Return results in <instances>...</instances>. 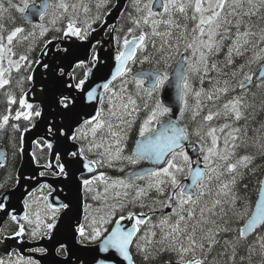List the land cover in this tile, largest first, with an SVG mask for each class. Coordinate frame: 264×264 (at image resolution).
<instances>
[{
	"label": "snow or ice",
	"instance_id": "snow-or-ice-1",
	"mask_svg": "<svg viewBox=\"0 0 264 264\" xmlns=\"http://www.w3.org/2000/svg\"><path fill=\"white\" fill-rule=\"evenodd\" d=\"M76 7L67 0H58L57 3L51 0H41L40 3L20 0L19 4L8 0L7 8L0 2V20L4 19V13L15 9L26 14L25 19L29 23L32 18H38L55 25L57 20L69 14L70 9L74 12ZM134 7L137 15L133 17L129 14L132 27L127 29L128 35L113 56L114 70L105 82L97 86L103 89L105 95L98 96L96 89L88 90L85 87L92 69L100 63L98 55L92 50L93 46L89 47L88 52L91 59L87 56L77 57L67 67L56 63L55 59L30 61L27 55H20L14 60L16 53L13 42L25 29L17 26L5 35L3 23H0V88L10 83L13 70L19 72L22 67L31 69L35 63L43 69L42 75L46 80L49 74L52 75L53 87L58 89L55 94L56 106L65 113L75 109L78 97H82L86 103L99 105L94 107L91 115L78 120L71 128L49 126V133L54 138L59 136L66 141L80 142L76 150L68 152L67 156L83 161L87 159V154L95 152L99 159L82 164L90 173L105 163L111 167L113 161L136 164L140 160H153L160 165L130 173L124 179L112 180L102 172L82 179L81 185L86 192H91L97 182L105 185L103 196L97 193L92 197L104 201L103 208L97 209L102 214L92 216L87 228L84 224H77L74 229L76 243L84 247L95 244L103 237L93 257V264H122L110 253V249H114L127 264H135L131 246L142 226L147 231L136 238L135 249L144 260L152 259L154 253H174L176 264H219L215 258L209 260V254L220 244L217 237L227 233L232 235L224 241L226 248L221 256L226 255L230 248L229 259L235 264L237 249L247 246V259L251 264L252 256L257 251L248 243L253 234L258 237L259 254L264 257V235L259 234L264 232V181L260 182V199L254 210H249L248 202L240 192L247 187L242 184L246 175L244 170H251L256 157L237 155V150L242 146V143H237L240 140L239 128L233 127L232 123L216 127L212 122L220 118L238 122L244 118V111L250 107L246 102L247 97H255L251 91L254 77L259 80L255 87L264 89V63H261L258 75L252 71L253 64L264 61V48L260 47L264 44V15H260L264 10V0H134ZM84 11L87 12L88 8L85 7ZM253 17H257L261 23L254 21ZM8 18L12 19L10 15ZM36 27H39L41 37L49 31L45 23ZM62 31L65 38L87 41L95 29L91 23L83 28L78 27L76 20L69 16L68 24ZM24 38L27 39V36ZM156 38L160 41L159 46ZM115 39L119 44V38ZM225 40L231 43L227 46L223 64L210 62V58L225 47ZM51 43V40L46 42L42 56L48 54L47 46ZM250 50L251 56L237 65L236 60L244 58ZM56 52L57 57L61 54L67 56L69 49L57 45ZM177 56L180 58L175 59ZM173 60L176 67L170 76L167 69ZM5 62L7 67L4 66ZM136 63H154L158 68L147 73H134L132 65ZM245 68L249 70L245 71ZM78 70L83 78H79ZM210 73H216V77L208 81L212 85L211 90L193 88V77L203 85ZM32 78L31 75L27 77L28 80ZM117 81L119 87L116 86ZM129 84L134 85V93L129 91ZM166 86L176 89L179 107L175 112L173 106L159 96ZM41 91H44L43 87ZM232 93L236 94L230 95ZM138 99L144 101L143 107ZM14 103H17L15 97L9 96V104ZM18 103L22 110L16 112V120H30L33 116L41 115L38 110L32 111L33 105L26 98H20ZM141 112L144 115L137 126ZM166 116L167 121L164 120ZM8 121L9 116H3L0 128ZM134 129L138 136L136 147L130 155H124ZM47 148L53 149V144L48 143ZM260 149L259 155L264 157V144L260 145ZM55 159L58 161V172L53 174L67 177L65 163L59 162V152H56ZM46 167L51 168L52 165ZM138 180H146L147 183L141 186L136 183ZM109 189H120L113 192V203L110 204L107 202ZM152 190L158 196H165L167 192L165 199L154 203L171 210L158 223H151L152 218L143 212L127 211V215H123L129 205L145 207L143 199ZM130 196L131 199H128ZM43 199L47 201L48 197ZM25 206L30 207L27 201ZM4 207V203L0 202V209ZM70 208L69 203L58 206L47 203L44 215L51 220L50 223L41 218L40 211L34 213V220L27 213L22 219L28 225H33L30 233L33 239L41 233L51 237L57 227L59 213ZM118 212L121 214L115 220V227L109 231L108 225L113 223V217ZM12 219L15 220L16 216H12ZM124 220L133 222L127 230L121 227ZM157 229L159 239H156ZM24 233L25 225L20 224L15 235L20 237ZM35 251L45 253L47 249L38 248ZM100 252L109 255L97 259ZM56 253L67 256L69 249L66 244L60 243ZM0 264L5 262L0 260ZM16 264L37 262L21 258Z\"/></svg>",
	"mask_w": 264,
	"mask_h": 264
},
{
	"label": "water",
	"instance_id": "water-1",
	"mask_svg": "<svg viewBox=\"0 0 264 264\" xmlns=\"http://www.w3.org/2000/svg\"><path fill=\"white\" fill-rule=\"evenodd\" d=\"M129 1L130 0H115L113 7L105 15L102 23L95 28V31L90 33L87 41H80L75 37L69 39L62 35L59 39L51 40L52 43L47 46L48 54L42 56V53L45 51L44 45L38 53L37 60L44 59L45 61H50L51 59H55L56 63L63 64L67 67L77 57L85 58L87 56L88 59H91L88 54L89 47L93 46L92 50H94V47L98 45L95 52L100 59V63L92 69V73L89 75L85 87L88 90L96 89L98 96L103 95V89L97 86L105 82V80L110 77L111 71L114 70L115 61L113 56L118 50L115 32L118 21ZM40 2L41 0L36 1V3ZM25 16L26 14H23V20L26 24L37 25L41 22L38 18H32V22L29 23L26 21ZM106 34L108 35L106 36ZM57 45H59L60 48H68L69 54L67 56L61 54L57 57ZM175 67L176 64L171 70L170 76H172ZM150 71L152 70L138 69L134 73H147ZM42 72L43 69L35 64L30 73L33 77L32 80H29L31 85L22 95L33 107L35 105L39 107L41 115L37 117V120L30 128L21 133L20 163L16 173V184L12 189L0 195V202H3L5 205L4 209H0V228L7 220H23L22 217L26 214L25 200L42 184H47L53 189L47 196L48 203L57 206L60 203H69L71 208L62 211L57 220V227L53 230L51 237L44 236L36 242H21L19 241L21 236L18 237L16 235L7 237L4 240H0V253L4 255L8 254L12 249H17L22 257L33 258L39 264H93V257L96 256V250L101 244L93 247H84L77 244L74 238V229L77 224L82 223L84 213L83 208L85 200L83 193L84 188L81 185V177L92 174L95 171L90 173L83 168L82 164L87 163L89 160L81 161L67 156L68 152L75 151L79 145L76 142L66 141L63 137L57 136L54 138L49 133V126L55 125L59 127L63 125L66 128H71L78 120L91 115L94 111V107H98L99 105H96L95 102L91 104L86 103L82 97H78L75 109L70 113H65L56 106L55 94L58 89L53 87L52 75L49 74L46 80ZM42 87L44 91H41ZM160 98L163 99L165 103L171 104L174 112L179 107L176 89L172 86H166L162 93H160ZM12 118L16 122L23 119L16 120L15 116H12ZM167 119L165 121H167ZM38 141L44 142L46 146L48 143L53 144V149L48 148L49 154L47 164H37L33 155L34 145L38 143ZM56 152H59L61 157L59 162L65 163L68 176L64 177L58 175L51 177L47 174L41 175V173L58 172V168L56 167L57 160L55 159ZM147 161L151 164V167H145L132 173L150 170L157 166L153 160ZM4 163L5 152L4 148L1 147L0 165ZM48 164H51L52 167L47 168L46 165ZM262 181H264V173ZM188 182L189 181H186V183ZM259 199L260 192L256 202ZM12 216H16V219L13 220ZM132 223V221L128 220L121 221V227L129 229ZM60 243L67 245L69 249V254L67 256L65 255L63 257L56 253V248ZM38 248H45L47 251L44 254H37L33 250ZM110 253L115 256L118 262L127 264L118 253H115L114 249H110ZM108 255L109 253L100 252L96 258L99 259ZM161 264H176V262H164Z\"/></svg>",
	"mask_w": 264,
	"mask_h": 264
},
{
	"label": "trees",
	"instance_id": "trees-1",
	"mask_svg": "<svg viewBox=\"0 0 264 264\" xmlns=\"http://www.w3.org/2000/svg\"><path fill=\"white\" fill-rule=\"evenodd\" d=\"M53 1L54 0H51L52 3ZM0 2H3L5 8L8 7V0H0ZM12 2L19 4L20 0H12ZM70 2H73V4L77 6L76 10L73 12L70 9L69 14H66L63 19L57 20L55 25L51 24L47 20L44 22L41 21V23H48L46 25L49 31L44 37L40 36L39 27L26 24L23 20V14L17 12L15 9H10L8 13H4V19L0 20V23L4 24V28L6 29L4 33L5 35L7 34V31H11L14 27L17 26H22L25 29V31L20 34L21 37L13 43V51L16 53V58H19L20 55H27L30 61H36L38 53L47 41L52 39H58L61 37L63 33L62 30L65 29L67 26L69 16H71L73 19L76 20V22H78V27L83 28L81 24L88 23L89 21H91L92 27L99 26L102 23L106 13L113 7L115 0H70ZM143 2H147V0H143ZM85 7L88 8L87 12L84 11ZM129 14H131V16L133 17L137 15L134 7V0H130L128 2L126 9L122 13L118 21V26L116 29V38H119L120 41L119 44H117V47L119 48L121 47L123 38L128 35L127 29L129 27H132ZM9 15L12 17V19L8 18ZM260 15H264V10L261 11ZM253 20L257 23H261V21H259L257 17H253ZM93 21H95V23H93ZM57 29H60L61 31H57ZM234 31L235 30L233 29V32ZM29 33H34V35H29ZM136 34L138 35V32ZM25 36H27V39L24 38ZM156 43L157 46H159L160 41L158 38H156ZM230 43V40H225V47L219 54L211 57L210 62H217L218 64L222 65L227 53V46L230 45ZM260 47L264 48V44H261ZM149 51H151V47H149ZM181 51H183V49H181ZM248 56H251V50L246 54L244 58H238L236 60L237 65L243 63L244 59H246ZM175 59H179V56H177ZM262 62L264 63V61ZM23 64H25V62ZM170 64L171 67L167 69L168 72H170L171 69L175 66V60L170 61ZM258 64L259 63H255L252 65V71L258 73ZM34 65L35 63L31 65V69L22 67L19 72H11L10 83L4 88H0V122H2L3 116L9 114L15 115L17 111L22 110L18 102L20 99V95L23 94L25 90L29 88V82L27 77L29 76V73L34 67ZM134 67H139L141 69H148L152 71L158 68V66L154 63H136L135 65H132V68ZM248 70V68H245V71ZM227 71H231V69H227ZM78 73H80L79 78H83L80 70H78ZM215 77L216 73H210L209 77H205V83L203 85L200 84L198 78L193 77V88L199 90L201 87H203L205 90H211L212 85L208 81L209 78ZM129 79H131V77H129ZM258 83L259 80L254 77L251 91L255 93V97H253L252 95H249L247 97L246 102L250 105V107H248L244 111V118H242L238 122H234L230 118L228 120L220 118L212 122L213 126L216 127H219L224 123H232L233 127L239 128L240 132L238 135L240 136V140L237 141V143H242V146L237 150V155L239 156L249 154L256 157V160L254 161V166L251 168V170H244L246 175L243 177L242 184L247 185V187L246 189L242 188L240 192V194L244 196V198L247 200L249 210H253L255 206L261 187L260 182L262 181V176L264 173V157H261L259 155V152L261 150L260 145L264 144V89L256 88L255 85ZM128 88L130 92H135L134 85L129 84ZM235 94L236 93H232L230 95ZM9 96L15 97L17 103L9 104ZM227 98L230 97H226L225 99ZM138 103L141 107H143V100L138 99ZM209 107H211V105H209ZM206 112L207 108L205 109V113ZM35 120L36 116H33L30 120H20L18 122H15L9 116L8 123L4 125L3 128H0V147L2 146L3 148H5L4 150H6L7 152L6 164L0 167V178L3 174H5L9 182L11 180L12 183L13 181H15V173L20 160L19 150L21 132L24 129L30 127ZM14 125L16 127H14ZM134 132L135 129L130 135H133ZM194 139L195 137H193V140ZM34 155L38 163H44L47 157V148L43 146L42 148L36 147ZM126 155H128V153ZM206 199L210 200L211 197H206ZM235 226L236 225H234V227ZM6 230L11 234L16 233L13 224H8ZM259 234L264 235V232H260ZM231 235L232 234L221 233L217 237V239L220 240V244L215 247L212 253L209 254V260L215 258V260L218 261L219 264H225V262H227V264H233V262L229 259V256L231 255L230 248L228 249V253L226 255L221 256V253H223L226 248L224 241L230 239ZM257 239V235L253 234L249 237L248 241V243L252 244L257 250L256 253L252 256L251 264H262V262H264V257H261L259 254V244L257 242ZM248 255L249 252L247 246L237 249L235 264H249V261L247 259ZM241 257H243L244 259L242 260ZM166 259L161 261L149 260L148 262L142 264H157L165 261H172Z\"/></svg>",
	"mask_w": 264,
	"mask_h": 264
},
{
	"label": "flooded vegetation",
	"instance_id": "flooded-vegetation-1",
	"mask_svg": "<svg viewBox=\"0 0 264 264\" xmlns=\"http://www.w3.org/2000/svg\"><path fill=\"white\" fill-rule=\"evenodd\" d=\"M143 115H144V113L141 112L140 113V118L138 119L137 124L140 122V120H142ZM166 118H167V116L164 117V120ZM97 139L99 140V135H98ZM137 140H138V136H137L136 130H135L134 134L129 136V139H128V142H127V147L125 148V152H124L125 155L128 153L131 144H133V149L135 148ZM37 146L42 148V146H44V144L39 142L37 144ZM4 152H5V163L1 164L0 167L4 166L6 164V161H7V152H6V150H4ZM19 152H20V150H19ZM47 155H48V150H47ZM89 155L90 156H88V154H87V160L99 159V156L95 152L89 153ZM47 157H46V160L44 161V163H41V164H46L47 163ZM19 163H20V160H19ZM116 163H117V165L112 164L111 167H109L107 165V163H105L103 166H97V170L94 172V174L84 175L82 178L89 179L92 176L98 175L99 173L102 172V173L105 174L106 177H109L112 180L124 179V178H127L130 173H132V172H134L136 170H140V169L145 168V167H151V164H149V162L147 160H140L136 164H130L127 161H117ZM18 166H19V164H18ZM158 166H160V165H157L155 167H158ZM17 169H18V167H17ZM17 169H16V173H17ZM121 169H123V171H121ZM16 173H15V181H13V183H12V180L10 182L7 180L5 174H3L1 176V178H0V195L2 193L12 189L15 186L16 181H17ZM43 174H47L49 176H58V175H54L53 173H43ZM98 183H100V182H97L96 184H98ZM136 183L141 185V186H144L147 183V181L146 180H138V181H136ZM42 188H45L46 191H48V194L52 191V189L48 185L43 184L37 190H35L26 199V201L29 203L30 199L33 198L34 194L36 192H38L39 189H42ZM119 190L120 189H115L114 191H119ZM113 192L107 193V197L109 198L107 200V202L109 204L113 203L112 197H110V196L113 195ZM84 193H85V202H86V204H85L84 216H83V220H82L81 224H84L85 227L87 228L89 226V224H90V218L92 216H97L98 217V215L102 214L100 212H97V209H102L103 208L104 201L102 199L101 200H94V199L91 200V197H90L91 194H92V196L97 194L95 192V187L94 186H93V190L91 192L84 191ZM99 193L102 196L104 195V191L103 190H101ZM48 194H47V196H48ZM133 195H134V193H133ZM166 195H167V192H166L165 196H158L156 191L152 190V191L149 192L148 196L143 199V203H144V205H146L145 207L141 208L139 206V204H137L135 207L129 205L128 210H126L123 213V215L126 216L127 215V211H134V212H137V213L143 212V213L146 214V216H149V217L152 218L151 219V223H158L159 219L163 215H166L167 213H169L171 210L168 209V208H164L162 205H160L158 203H154V202L157 201V200L165 199ZM128 199H131V196L128 197ZM88 206H91L93 208L94 213L91 212V209H90L91 207H88ZM26 208H27V214H28L30 207H26ZM153 208H155V211H153ZM120 214L121 213L118 212L117 215L115 217H113V223L108 225L109 231H111V229L113 227H115V220L119 218ZM85 217H88L89 219H86ZM8 224H13L14 227H15L16 232L19 230V225L20 224H24L25 225V233H24L23 236L20 237V240H19L21 242L22 241L35 242V241H38L40 238L44 237L43 233H41L40 236H38L35 239H33L31 237V235H30L31 227H27V222L26 221L18 219L17 221L7 220L6 222H4L3 226L0 228V240H4L7 237H11V236L15 235V233L11 234L10 232H8L6 230ZM129 225H128V227H129ZM125 230H127V229H125ZM145 231H147V229L142 226L141 232L137 233L136 237L133 238L134 244L131 246V251L134 253L135 264H142V263H146V262L149 261V260H144V258L142 256L137 254L136 253V249H135V240H136V238L141 236L143 234V232H145ZM157 233H158V235H157L156 239H159V230L158 229H157ZM105 235H107V233H105ZM102 240H103V237L101 238V240L97 241L95 244H88L87 246L93 247V246H96V245H100L102 243ZM33 251L38 253V254H43V253H41L39 251H35V250H33ZM4 255L6 257L0 255V259L3 260L5 262V264H16L17 260L15 259V257H18L19 259H21V255L19 254L17 249H12L8 254H4ZM59 255L63 256V257L65 256L63 254H59ZM163 257H165V258H163ZM161 258H163V259H161ZM166 258H169V259H166ZM22 259L24 261H27L30 258H22ZM164 259L172 260L171 262H176L177 257H176V255L174 253H163V254H160V255H156L154 253L153 254V258L150 259V260L161 261V260H164ZM31 260H33V259H31ZM33 261H35V260H33ZM165 262H169V261H165ZM37 264H39V263L37 262ZM157 264H160V263H157Z\"/></svg>",
	"mask_w": 264,
	"mask_h": 264
},
{
	"label": "rangeland",
	"instance_id": "rangeland-1",
	"mask_svg": "<svg viewBox=\"0 0 264 264\" xmlns=\"http://www.w3.org/2000/svg\"><path fill=\"white\" fill-rule=\"evenodd\" d=\"M36 1H38V0H35V2ZM32 2V0L30 1V3ZM58 2V0H54L53 1V3H57ZM67 2L69 3V4H73V2H70V0H67ZM108 13V12H107ZM106 13V14H107ZM78 23V22H77ZM88 23H91V21H89ZM88 23H83V24H81L83 27H86V25L88 24ZM46 24H48V23H45V26L47 27V25ZM67 24H68V22H67ZM98 27V26H97ZM93 29H95L96 28V26L95 27H92ZM108 34H106V36H107ZM21 37V35H19V37L15 40V41H17L19 38ZM14 43V42H13ZM97 46L98 45H96L95 47H94V50L97 48ZM121 46H122V44H121ZM119 48V47H118ZM42 49V48H41ZM13 59L15 60V59H18V58H16L15 56H13ZM22 64L24 63L23 61L21 62ZM261 63H263V62H260L258 65H260L261 66ZM5 67H7V63L5 62V65H4ZM139 67H136V68H134V69H138ZM260 68V67H259ZM259 68L257 69L258 71H259ZM173 69V68H172ZM171 69V70H172ZM13 71H15V70H13ZM12 71V72H13ZM31 72V71H30ZM170 73V72H169ZM29 75H30V73H29ZM29 85V87H30V83H28ZM116 86L117 87H119V83H117L116 84ZM25 90V89H24ZM25 91H27V89L25 90ZM22 96V94L20 95V97ZM143 103H144V101H143ZM142 106H143V104H142ZM39 110V109H38ZM193 139V138H192ZM193 141H195V139L193 140ZM133 150V144H131V146H130V149H129V151H128V155H130L131 154V151ZM125 155V154H124ZM88 156H90L89 154H88ZM117 161H113V164H115V165H117V163H116ZM182 182H184L185 183V181H182ZM94 187H95V192L96 193H99L101 190H103L104 191V188H105V185L103 184V183H98V184H95L94 185ZM115 189H109V192L111 193V192H113ZM108 192V193H109ZM47 194H48V191H46V189L45 188H42V189H39L38 190V192H36L35 194H34V196H33V198L32 199H30V202L28 203V205H30V209H29V212H28V214H30V218L31 219H35V216H34V213L36 212V211H40V213H41V218L42 219H44L45 220V222L46 223H50L51 222V220L50 219H47L46 217H45V215H44V213H45V211L47 210L46 209V201L43 199L44 197H46L47 196ZM91 200H93L92 199V194H91ZM110 197H112V196H110ZM109 199V198H108ZM91 209V212L92 213H94V210H93V208L91 207L90 208ZM60 214V213H59ZM27 227H31V231H32V227H33V225H28L27 224ZM42 227V226H41ZM31 231H30V233H31ZM15 259L16 260H19V258L18 257H15ZM1 260V259H0Z\"/></svg>",
	"mask_w": 264,
	"mask_h": 264
},
{
	"label": "bare ground",
	"instance_id": "bare-ground-1",
	"mask_svg": "<svg viewBox=\"0 0 264 264\" xmlns=\"http://www.w3.org/2000/svg\"><path fill=\"white\" fill-rule=\"evenodd\" d=\"M259 67H260V65H259ZM259 70H260V68H259ZM258 73H257V75L259 74V71H257Z\"/></svg>",
	"mask_w": 264,
	"mask_h": 264
}]
</instances>
